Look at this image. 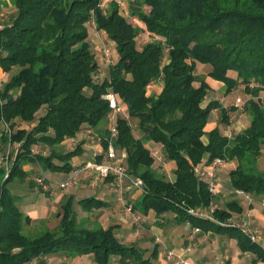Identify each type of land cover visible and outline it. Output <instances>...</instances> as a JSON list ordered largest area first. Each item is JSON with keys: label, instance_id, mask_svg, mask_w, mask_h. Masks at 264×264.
Instances as JSON below:
<instances>
[{"label": "trees", "instance_id": "obj_1", "mask_svg": "<svg viewBox=\"0 0 264 264\" xmlns=\"http://www.w3.org/2000/svg\"><path fill=\"white\" fill-rule=\"evenodd\" d=\"M100 1L13 0L14 11L0 27V68H16L0 87V140L14 146L6 176L0 165V264H40L53 254L90 255L95 264H152L157 247L145 256L147 249L122 241L114 224L79 221L72 194L60 204L53 228L25 232L30 217L13 190L27 179L28 163L38 164L42 172L68 173L74 167L71 160L83 153V142L71 149L61 144L84 128L97 131L106 148L108 90L128 115L116 118L114 146L126 151L128 172L143 181L132 210L152 211L156 217L171 213L176 223L226 234L242 252L264 261L261 243L230 220L233 212H242L238 201L213 208L207 216L190 211L207 212L215 198L196 165L221 158L235 161L228 173L231 186L261 199L264 212V169L257 166L264 152V104L259 99L264 91V0H131L129 13L141 25L120 12L118 1H110L109 12ZM91 20L115 43L118 54L101 81L94 79L98 63L86 25ZM143 30L151 40L137 47L136 36ZM198 62L209 65L206 75L196 73ZM206 76L221 82L224 94L239 84L249 94L242 109L248 125L235 134H224L218 125L205 130L212 110L218 109L219 121L226 124L229 109L235 110L217 99L203 103L211 88ZM157 80L160 90L148 93V85ZM18 121L32 125L18 126ZM148 141L160 144L165 158L173 161L174 180L154 170ZM36 145L48 151L35 152ZM76 202L85 211L105 205L94 196Z\"/></svg>", "mask_w": 264, "mask_h": 264}, {"label": "crops", "instance_id": "obj_2", "mask_svg": "<svg viewBox=\"0 0 264 264\" xmlns=\"http://www.w3.org/2000/svg\"><path fill=\"white\" fill-rule=\"evenodd\" d=\"M1 4L2 3H0V5ZM0 71L3 73L1 68ZM211 81H213V83L215 84L210 83ZM211 81H208V83L211 86L210 89L214 93L215 91H213V89L219 88L221 84H219L218 86L217 83L219 81L213 79H211ZM216 84L217 87L214 88V85ZM160 88H161V81L157 80L148 85L147 92L157 93L160 90ZM231 94L232 91L227 94H223L222 97H215L214 99L217 98L220 104L226 107L227 104L225 99L231 96ZM211 99L213 98H210L209 100ZM232 104H234V102L233 103L231 102L230 106ZM214 126L215 125H209L207 123L205 126V130H209ZM90 129L91 128L82 129L73 138H66L61 144V148L71 149L72 144H77L80 141L83 142L82 144L83 153L79 156L74 157L71 160V163L74 166L80 165L83 162L90 159H98L97 157L101 155L103 146L100 143V136L99 134H97L98 133L97 131L91 129L93 131L92 132ZM86 131L88 132L91 131V134H86ZM202 140L204 142H207V137L203 135ZM85 144L88 145L87 148L84 146ZM146 145L150 149L152 155L158 153L161 154V156H158L160 158V162H159L160 167H156L155 165L156 160H154V164H153L154 170L163 174L168 179L174 180L175 178V175L173 173L174 163L173 161H168L165 158L161 145L152 141H148ZM231 162H235V161L227 162V164ZM205 164L207 163L205 162V159H203L202 162L196 165V168H202ZM227 164H225L224 166H226ZM167 166H170L172 168L171 172L168 171ZM222 167L220 168L222 169ZM220 168L216 169L217 192L215 193V198L213 202L210 204V206L212 208H217V207L225 208V205L232 200L238 201L239 204L242 205L240 202L241 200L238 197L242 196L244 198L245 196L242 194H238L235 191V189L231 186L229 175H227L229 173L228 170L220 171L221 170ZM43 173H45V175L52 180H61L64 179L67 175V173L64 172L44 171ZM225 174L227 175V177L224 179L223 176ZM109 179L111 178L108 177L107 179H103V182H99V184L102 183L103 185L96 190V193L91 195L96 197L97 199L104 201L105 205L99 208H93L89 211H85L82 210L78 202H76L74 203V205L77 204V206L75 205L74 209L77 213V219L81 222L86 223L88 226H94L96 224H100L106 227L110 224H114L116 233L122 241L126 243H132V242L137 243L139 241H142L143 243H145L144 245H140L137 243L139 246L147 249L145 256H149V254H151L152 249L154 247H157L156 256L152 257V264H165L166 263L165 256H166V251L168 249H173L174 254L181 253V255H184V258L186 257V259H188L191 262H195L196 264H215V262L220 258H224L227 264H264V261L255 260V255L253 253L248 251L242 252L237 246L235 239L228 237L226 234L214 233L211 230L209 231H202L199 229L195 230V227H191V225L188 222L176 223L174 214L171 213H166L163 216L156 217L152 211H149L147 214H143L139 211L133 210L134 213H136L135 216H137V218H141V223H140V228H138V234L136 233L132 234L129 240V233L131 228L129 219L131 218V215H127L126 211L124 212L121 211L120 209L121 203L115 201L117 200L116 196H114L113 193H109V191L107 190V186L112 187L110 182L106 183ZM222 180H226L225 186H223ZM81 181L84 182L82 177H81ZM85 188L95 189L96 187H89L86 185ZM70 190L72 189L71 188L57 189L56 190L57 192L56 191L51 192L49 195L54 202H57V204L60 205L68 194H72ZM141 191L142 190L134 189L127 192L126 198L131 208L132 205H136L138 199L140 198ZM227 196L228 199L226 198L222 200V202H224V206L223 207L220 206L218 202L221 201V197H227ZM75 197H76L75 201L82 198L77 196ZM248 199H249L248 208L247 209L244 208L241 213L233 212L230 220L234 221L235 218H237L238 221L236 222L238 223H241L239 222V220H242L243 221L241 223L242 225L244 224L249 225L251 224L252 221L256 222L257 225H259L262 228L260 230L264 234V212L263 210L261 211L256 207V203L261 204V202L259 201L258 198H252L251 196ZM261 206L263 207V203L261 204ZM29 208L32 209L33 207H29ZM212 241L216 243L215 247H212L211 245ZM88 256L90 255H86V257H84V255L75 256V257L62 256V258L64 259V262L66 264L84 263V261H86L87 259L91 261V264H95L92 261L91 257ZM174 259H176V257H174Z\"/></svg>", "mask_w": 264, "mask_h": 264}, {"label": "rangeland", "instance_id": "obj_3", "mask_svg": "<svg viewBox=\"0 0 264 264\" xmlns=\"http://www.w3.org/2000/svg\"><path fill=\"white\" fill-rule=\"evenodd\" d=\"M111 0H101L100 1V5L102 6V8L104 9V11L109 12L111 9V4H110ZM118 1L119 4V9L120 12L133 24L135 25H141L140 22L136 19L135 16H133L132 14L129 13V10L131 9V0H116ZM0 3H2L0 5V27L2 25L3 22H6L10 19V16L12 14V12L14 11V6H13V0H0ZM146 9V7H145ZM87 28H88V40L90 42V46L91 49L95 55V58L97 60L98 63V68L96 70V72L94 73V79L97 81H101L104 77L107 76L108 74V67L109 65H111L112 63H114L117 58H118V54L116 52V48H115V43L110 40L108 38V36L101 30H99L98 28H96L95 23L93 21H89L87 24ZM151 40V34H149L147 31L143 30L140 31L138 33V35L136 36V43H137V47H141L143 43H145L146 41ZM103 44H105V46L109 49V51H111L112 56L110 58H112V60L110 62H108L106 56L104 55L103 52ZM166 57V54L164 56V58ZM209 65L208 64H203L198 62L197 66H196V73L198 74H202V75H206L207 71L209 70ZM16 70V68H13L11 71L9 72H1L0 71V87L2 86L3 83H5L9 78L12 72H14ZM231 74H233V72H231ZM208 81H211L212 78H210L209 76L205 77ZM214 80V79H213ZM210 83H213V81H211ZM196 84V83H195ZM215 84V83H213ZM218 86L221 83H217ZM217 84L214 85V88L217 87ZM222 85V84H221ZM220 90V91H219ZM213 91H215L214 93L212 92V90H209V93L206 97V100L203 101V103H206L210 98H215V97H222L223 96V88H221L219 86V88L213 89ZM223 93V94H222ZM241 97L242 100L244 101V99H247L249 97V94H246L243 91V85L239 84L236 88H234L232 90V94L231 96H229L228 98L225 99L226 101V107H230V103L234 102L236 98ZM217 99V98H216ZM260 102L264 104V91H261L260 96H259ZM231 106H234L233 104ZM235 110L229 109L228 115H229V122L223 123L220 122V112L218 109H214L212 110L210 117H209V125H218L221 129V131L224 134L227 135H232L235 134L236 132H238L239 130H241L242 128H244L245 126L248 125L249 122V116L242 110V107H236L234 106ZM130 123L133 125V122L130 121ZM18 126H22V127H26L29 128L31 127L32 123L30 122H22V121H18L17 123ZM208 127V126H207ZM134 134H137V131L134 129ZM75 146V144H72V148ZM86 148L88 147L87 144L84 145ZM34 151H40V152H47L48 148L47 147H41L39 145L33 146ZM12 151H14V146L12 145H4L2 143V141L0 140V165L3 166V172L7 171V164L9 160V154L12 153ZM6 155L8 156V158H6ZM158 156H161L160 153L153 155L155 161V165L156 167H160V158ZM225 164H227V162H225ZM224 164V165H225ZM235 162H231L229 164H227L226 166L223 165L222 169L220 171H230V169L234 166ZM257 166L260 169H264V152L262 153V155L258 158L257 161ZM24 168L26 170L30 169V173L27 177V179H25L24 181H22L19 185H14L13 190L14 192L19 195L18 200H19V205L21 207V209L23 210V212L25 214H27L30 217V222H27L24 224V231L30 234H37L38 232H41L45 227H49V228H53L57 222H58V218L56 217L55 213L60 209V205L57 204V202H54L53 199L50 197V190H44L41 185L37 182L36 178L38 177H42V176H46L45 173H43L38 164H26L24 165ZM167 169L169 172L172 171V168L170 166H167ZM5 175V174H4ZM4 175L2 174V177L4 178ZM228 175V174H227ZM227 175L225 174L223 177L224 179L227 177ZM47 177V176H46ZM62 178V177H61ZM222 178V177H221ZM84 182H82L80 180L79 185L77 188H71L72 190H70L74 196V201L73 203H76L75 199L77 197H83V196H91L94 193H96V190L98 188H100V186H102L103 184L99 182H103V180H99L96 184V188L95 189H86V179L82 178ZM33 181L34 182V186H29V182L28 181ZM225 181L226 180H222V184L223 186H225ZM111 182V179H109L106 183ZM82 184V185H81ZM107 190L109 191V193H113L114 196H116L117 202L121 203V211L127 212V215H131V218L129 219L130 222V233H129V240L132 234L136 233L138 234V228H140V223H141V218H137L136 219V213H134V211L131 209L130 211L127 210V206H128V202H127V192L123 195V199H119L118 198V193L116 192V190L114 189V187H109L107 186ZM55 192V191H54ZM57 192V191H56ZM228 199L227 197H221V201L218 202V204L220 206H224V202H222V200L224 199ZM241 201V204L243 205L242 207V211L243 209H247L248 208V198H243L242 196L238 197ZM259 201L262 204L261 199H259ZM261 204L256 203V207L258 209H260L261 211L263 210V207L261 206ZM77 206V204H75ZM73 205V206H75ZM53 206V207H52ZM29 207H33L32 209H30ZM234 221H238L237 218H235ZM239 222H243L242 220H239ZM244 226H246L247 228H249L250 230H252L253 232L256 233V235H258L259 237L257 238L259 242L263 243L264 245V234L262 233V231L260 229H262L259 225H257L256 222H251V224H244ZM260 230V232H259ZM140 245H144L145 243H143L142 241L137 242ZM212 247H215L216 243L214 241L211 242ZM172 257L169 258L167 257V252H166V263L165 264H179L181 259H186V257L184 258V255H181V253L179 254H174L172 253L171 255ZM84 257H86V255H84ZM90 257V256H88ZM174 257H176V259H174ZM189 261V260H188ZM195 263V262H194ZM217 263V261L215 262V264ZM40 264H66L64 262V259L58 255V254H53V255H48L47 257H44L43 260L40 262ZM77 264V263H76ZM79 264H91V261L89 259H87L86 261H84V263H79Z\"/></svg>", "mask_w": 264, "mask_h": 264}, {"label": "built area", "instance_id": "obj_4", "mask_svg": "<svg viewBox=\"0 0 264 264\" xmlns=\"http://www.w3.org/2000/svg\"><path fill=\"white\" fill-rule=\"evenodd\" d=\"M92 21V20H91ZM103 52L106 56L108 62L112 60L110 58L112 56L111 51L103 44ZM104 98L108 102V106L110 108L109 111V121H108V130H109V137L106 148L102 149L101 152V159H90L83 162L80 165L74 166L66 175L64 179L61 180H52L46 176L36 178L37 182L41 185L44 190H50L51 192L56 191L57 189H67V188H77L79 182L82 178H86V185L89 187H95L97 182L101 179H107L108 177L111 178V186L114 187L116 192L118 193V198L123 199V195L131 190L139 189L143 190V181L140 177L131 175L124 163L126 158V151L125 150H118L114 146V140L117 135V128H116V118L117 116L121 115L127 117V111L118 103V99L116 94L112 90H108L104 94ZM244 101L241 97H238L234 101V106L242 107ZM91 130V129H90ZM89 131V130H88ZM86 131V134H91V131ZM93 132V131H92ZM7 158V156H6ZM225 161L221 158H215L212 161L205 164L202 168H196V173L200 176H203L207 180L209 190L215 194L217 192V179H216V169L223 166ZM8 170V166H7ZM7 175V171L5 176ZM238 194L244 195L246 198H250V196L240 189H235ZM211 204V203H210ZM131 206L128 204L127 210H131ZM212 207L206 211L202 210H190L191 212H195L199 215L207 216L208 213L212 211ZM137 219V216H136ZM244 226V225H243ZM244 231L249 236L252 241L261 243L258 241V235L255 232L244 226ZM198 230V228H195ZM262 247L264 248L263 243H261ZM167 257L171 258L172 253H174L173 249H168ZM30 264H38L37 261H32ZM179 264H196L194 262L181 259ZM216 264H227L224 258H220L217 260Z\"/></svg>", "mask_w": 264, "mask_h": 264}]
</instances>
